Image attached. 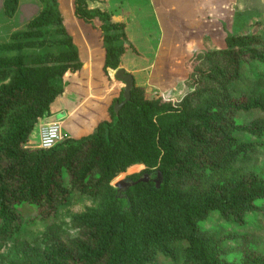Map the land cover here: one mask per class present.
<instances>
[{"label": "trees", "instance_id": "1", "mask_svg": "<svg viewBox=\"0 0 264 264\" xmlns=\"http://www.w3.org/2000/svg\"><path fill=\"white\" fill-rule=\"evenodd\" d=\"M38 1L41 13L0 45V254L78 198L99 204L74 217L76 238L45 239L62 264H264L249 235L219 237L200 228L211 215L250 226L264 218L261 174L238 176L240 163L264 150L260 37L228 35L222 48L212 40L174 42L157 63L160 82H186L193 91L174 104L135 83L117 120L125 87L114 89L110 71L130 51L140 55L124 45L128 25L116 21L107 0H73L83 38L66 27L61 0ZM193 1L197 13L210 14L195 21L228 20L235 9V0ZM20 4L4 0L6 17L13 19ZM87 43L91 51L78 47ZM73 92L81 104L90 94L111 93L77 113L74 138L40 148L41 126ZM140 165L145 170L130 176L134 185L114 186ZM20 264L53 263L35 256Z\"/></svg>", "mask_w": 264, "mask_h": 264}, {"label": "rangeland", "instance_id": "2", "mask_svg": "<svg viewBox=\"0 0 264 264\" xmlns=\"http://www.w3.org/2000/svg\"><path fill=\"white\" fill-rule=\"evenodd\" d=\"M115 1L121 3V5L111 6L109 4V7L111 10H115L116 21L128 25L129 41L124 45L136 47L140 54L137 56L130 51L121 68L134 76L135 83L138 86L144 87L151 94H163L165 98L173 101L174 104H179L185 96L193 91L186 82L172 85H163L160 82L157 63L163 55L169 52L174 42L212 40L215 48H222L228 35L252 34L260 37L261 42L264 44V0H237L236 10L232 11L233 17L228 20L216 22L192 21L187 23H180L179 13H170L167 17H163L166 20L162 23L157 22L151 8L142 4L150 0H112V5ZM127 2L134 4L130 6L126 4ZM42 9L43 6L38 0H21L17 15L13 19H9L4 13V0H0V45L10 42L14 33L26 30L30 21L37 17ZM60 10L70 20L66 27L68 29H79L80 36L87 38V35L83 32V25L75 18L73 0H61ZM223 26H226L227 31L223 30ZM71 36L76 37L77 35L72 33ZM78 47L86 48L89 51L94 48L88 43ZM44 52H51V50L30 51V53ZM257 70L258 68L254 67V71L257 72ZM112 72L110 71L115 82L114 89L120 86L124 88L123 83L118 84L116 82L115 72ZM80 101L81 96L72 93L67 95L64 102L58 104L54 111L63 110L69 117L73 116L85 105L80 104ZM66 114L60 113L53 118L61 124L63 140L70 138L68 137L70 132H66L70 125L63 123ZM245 120L249 122L252 117L247 116ZM92 133L93 130L89 129L81 136L87 137ZM66 134L68 136H65ZM74 137L75 135H72V138ZM144 170L143 165H140L139 169L136 170L132 168L129 172L120 175L114 182V186L130 184L132 182L130 176L139 174ZM244 173H260L264 179V150L240 163L238 176ZM154 176L156 175L151 174L144 178L150 179ZM98 204L99 201L91 199H72L69 204L58 210L51 222L28 229L24 235L19 237L18 240L20 241L6 243L0 254V264H20L22 260L31 259L35 256H44L53 264H62L53 248V244L51 242L47 243L45 239L49 236H57L64 241L76 238L77 233L73 228L74 217L84 213L89 208L96 207ZM253 222L252 226L248 224L238 225L234 221L230 222L216 215H211L205 222L200 224V228L210 235L219 237L247 234L264 252V218L262 216L254 218Z\"/></svg>", "mask_w": 264, "mask_h": 264}, {"label": "crops", "instance_id": "3", "mask_svg": "<svg viewBox=\"0 0 264 264\" xmlns=\"http://www.w3.org/2000/svg\"><path fill=\"white\" fill-rule=\"evenodd\" d=\"M108 3L111 5V6H119L121 5V3H119L118 1H115L114 2V5H112V0H107ZM144 2V1H143ZM124 4V3H123ZM122 4V5H123ZM127 5H133V4H130V2H127L126 3ZM136 4V3H135ZM143 6H147V7H150L151 10H152V13L155 17V20L157 22H163L164 20L166 19H163V17H167L170 13H179L180 14V23H187V22H201V21H195L196 18L198 17H204V16H209L210 14H205V13H197L196 12V8H195V3L193 0H150L148 2H144L142 3ZM141 4V5H142ZM137 5V4H136ZM236 7H237V0H235V9L233 11L236 10ZM114 12V16L115 18H117V15L115 13V10L113 9L112 10ZM213 15H218L217 13H214ZM232 17H233V14H232ZM204 21V20H203ZM162 27V26H161ZM163 31V30H162ZM122 83V82H121ZM121 87V86H120ZM73 93H77V92H73ZM111 93V92H110ZM110 93H108L107 95H109ZM72 94V93H70ZM70 94H67V95H70ZM79 94V93H77ZM66 95V96H67ZM80 95V94H79ZM106 95V96H107ZM65 96V97H66ZM81 96V95H80ZM92 96H94L93 98H91ZM106 96L104 97H99L98 94H90L89 98L87 101H85L84 103L82 104H85L83 106V108L92 100V99H104ZM64 97V99H65ZM64 99L61 101V102H58L53 110H52V116L50 118V121L52 122H57L55 121L53 118H55L58 114L60 113H64L66 114L63 110H56L54 111V109L56 108V106L60 103H63L64 102ZM81 99H82V96H81ZM80 104H81V101H80ZM82 108V109H83ZM81 109V110H82ZM80 110V111H81ZM79 111V112H80ZM78 112V113H79ZM75 116L77 115V113L74 114ZM70 116L68 114L65 115V119L63 121V123H65L66 125H70V127H68V130L66 131L67 133H69V137H72V135H75L76 134V130H75V127L72 123V120L75 116ZM58 123V122H57ZM60 124V123H59ZM63 125V124H62ZM61 126V124H60ZM69 131V132H68ZM67 134L65 136H68Z\"/></svg>", "mask_w": 264, "mask_h": 264}, {"label": "water", "instance_id": "4", "mask_svg": "<svg viewBox=\"0 0 264 264\" xmlns=\"http://www.w3.org/2000/svg\"><path fill=\"white\" fill-rule=\"evenodd\" d=\"M115 79H117L118 81L122 82L125 85L124 101L122 103H117L115 106V112H116L117 120H118L120 111L123 109V107L126 104H128L131 101L132 91L135 87V78L132 74H129L126 72V70L120 68L117 71H115ZM144 177H147V175L143 176L139 181L147 182L149 180ZM134 184H135L134 182H131L130 184L118 185L116 187L119 190H123L125 188L131 187Z\"/></svg>", "mask_w": 264, "mask_h": 264}, {"label": "built area", "instance_id": "5", "mask_svg": "<svg viewBox=\"0 0 264 264\" xmlns=\"http://www.w3.org/2000/svg\"><path fill=\"white\" fill-rule=\"evenodd\" d=\"M39 136L40 148L44 150L52 149L63 140L61 126L57 122H52L41 126Z\"/></svg>", "mask_w": 264, "mask_h": 264}]
</instances>
